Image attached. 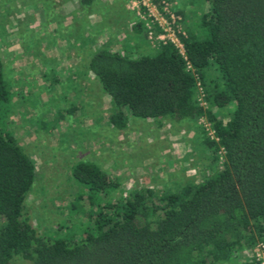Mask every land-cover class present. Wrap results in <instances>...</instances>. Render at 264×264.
Here are the masks:
<instances>
[{
	"label": "trees",
	"instance_id": "1",
	"mask_svg": "<svg viewBox=\"0 0 264 264\" xmlns=\"http://www.w3.org/2000/svg\"><path fill=\"white\" fill-rule=\"evenodd\" d=\"M202 2L194 30L177 11L182 49L167 39L131 55L106 44L88 51L86 72L109 96L114 128L130 116L204 119L201 144L221 166L162 195L146 186L115 198L117 177L77 161L70 209L86 213L80 233L63 225L60 236H45L29 221L35 164L3 121L11 92L0 58V264H236L264 243V0ZM133 30L148 36L142 21Z\"/></svg>",
	"mask_w": 264,
	"mask_h": 264
},
{
	"label": "rangeland",
	"instance_id": "2",
	"mask_svg": "<svg viewBox=\"0 0 264 264\" xmlns=\"http://www.w3.org/2000/svg\"><path fill=\"white\" fill-rule=\"evenodd\" d=\"M202 8V0H0V58L11 92L3 121L35 164L26 212L42 235L56 238L63 225L80 233L87 222L84 210L70 209L79 190L70 172L77 161H92L117 177L115 198L146 186L162 195L221 166L201 144L204 119L130 116L126 128H114L110 98L86 72L88 51L108 44L151 54L160 36L175 38L185 29L178 10L194 30ZM138 21L148 36L133 30ZM254 250L238 253L236 264Z\"/></svg>",
	"mask_w": 264,
	"mask_h": 264
},
{
	"label": "built area",
	"instance_id": "3",
	"mask_svg": "<svg viewBox=\"0 0 264 264\" xmlns=\"http://www.w3.org/2000/svg\"><path fill=\"white\" fill-rule=\"evenodd\" d=\"M162 2L164 3V0H162ZM174 20V17H173ZM162 41H166L163 39V37H159ZM169 40L175 42L177 44L178 47H180V49H182V46L180 43H178L177 38H170ZM257 261H259L260 264H264V243L259 242L256 244V249L254 250V254L253 256Z\"/></svg>",
	"mask_w": 264,
	"mask_h": 264
}]
</instances>
